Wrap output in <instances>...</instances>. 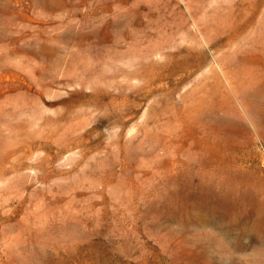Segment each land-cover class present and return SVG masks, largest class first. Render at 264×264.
<instances>
[{"label":"rangeland","instance_id":"obj_1","mask_svg":"<svg viewBox=\"0 0 264 264\" xmlns=\"http://www.w3.org/2000/svg\"><path fill=\"white\" fill-rule=\"evenodd\" d=\"M0 264H264V0H0Z\"/></svg>","mask_w":264,"mask_h":264}]
</instances>
